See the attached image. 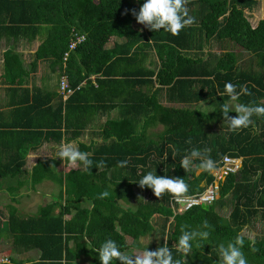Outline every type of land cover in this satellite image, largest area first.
<instances>
[{
  "label": "trees",
  "instance_id": "16d2710c",
  "mask_svg": "<svg viewBox=\"0 0 264 264\" xmlns=\"http://www.w3.org/2000/svg\"><path fill=\"white\" fill-rule=\"evenodd\" d=\"M144 2L0 0V45L41 39L30 67L21 52L7 48L0 74V88L9 97L3 102L7 107L0 109V191L10 197L5 211L0 210V239L10 238L19 253L39 251L37 259L9 256V264H73L82 256L85 264H102L96 250L107 239L128 253L147 247L154 251L166 242L174 260L220 264L219 244L226 246L237 235L244 238L248 264H264V117L253 115V125L233 132L220 111L229 97L219 95L231 82L237 92L241 85L251 92L240 95L239 103H264V0H189L195 23L179 35L136 26L131 10L138 12ZM73 31L85 39L63 62ZM113 36L125 40L108 49L105 44ZM227 43L246 51L248 61L240 63L238 51L227 49ZM150 52L157 57L156 67L144 68ZM39 61L58 76L67 75L74 90L66 99L53 88L23 85L24 75ZM18 93L21 98L14 97ZM203 101L212 109L200 108ZM114 109L118 114L109 115L90 140L81 139L96 113ZM159 125L162 128L154 131ZM51 139L57 144L78 141L77 147L89 153L92 168L85 171L78 164L60 176L62 159L56 154L31 163L29 151ZM193 148L210 150L217 167L225 154L242 157V164L220 182L210 204H196L174 215L170 193L157 198L138 181L151 171L184 179L186 195L201 193L215 176L201 170L198 159L188 171L182 167V157ZM100 160L105 166L98 169ZM119 161H127V166L117 167ZM44 180L56 183L54 200L35 213L12 203L21 190L35 189ZM104 191L109 196L98 198ZM256 223L263 231L253 239L246 230ZM182 225L209 232L207 240L199 241L201 247L192 242L186 257L174 246ZM144 237L151 241L146 243ZM252 240L256 252L251 251Z\"/></svg>",
  "mask_w": 264,
  "mask_h": 264
},
{
  "label": "clouds",
  "instance_id": "9594fccd",
  "mask_svg": "<svg viewBox=\"0 0 264 264\" xmlns=\"http://www.w3.org/2000/svg\"><path fill=\"white\" fill-rule=\"evenodd\" d=\"M189 0H145L137 12L132 9V14L135 16L139 24L145 25L150 30L160 31L163 29L172 35H179L180 31L192 26L195 23V17L189 15L187 8ZM237 86L231 82H226L224 85V92L219 93L220 96L227 95L229 100L224 102L220 111L223 113L224 120L228 122L229 130L237 132L241 129H246L253 125L252 116L264 117V103L256 105L253 102L251 105H244L239 103L240 95H251L247 86L241 85L240 91L237 92ZM231 111L238 113L237 116H229ZM191 143V140L187 141ZM210 150L205 149L203 152L193 148L188 155L181 159V165L187 171L192 166L194 159L201 161L199 168L203 171L212 173L217 165L216 162L208 154ZM178 153L173 152L175 157ZM167 154L165 159H167ZM56 157L61 158L63 161L69 162L73 167L78 164L83 165V170L88 171L93 166V161L89 159V153L81 151L72 142H62L58 146ZM105 166V161L100 160L96 163L95 167L98 169ZM127 166V161H119L117 167ZM259 175V174H258ZM140 187L151 188L157 198L163 197L167 192L170 193L178 202L182 201L187 192L188 185L184 179L173 178L166 175H156L149 171L147 174L138 181ZM109 196L108 191L99 194L100 199ZM203 227H208V222L204 221ZM188 225L181 226V235L178 242L174 244L178 253L186 257L192 251L193 241H197L196 247L202 245L199 243L201 240H207L209 232L187 230ZM167 239V237H165ZM87 242V236L84 237ZM244 238L242 235H237L234 241H230L226 246L221 243L218 246L220 264H248V261L242 251L244 247ZM102 264H112L113 261L119 260L122 264H184L182 259L173 258L172 249L168 247L165 242L163 246L158 247L154 251L148 250V247L143 251H132L131 253L121 251L120 246L113 239H107L96 250ZM251 251L256 252L258 249L255 247V240H252ZM3 264H9L7 260Z\"/></svg>",
  "mask_w": 264,
  "mask_h": 264
},
{
  "label": "crops",
  "instance_id": "0c3cea01",
  "mask_svg": "<svg viewBox=\"0 0 264 264\" xmlns=\"http://www.w3.org/2000/svg\"><path fill=\"white\" fill-rule=\"evenodd\" d=\"M35 40L37 41V40H39V42H40V38L39 37H37L36 39H34V40H32V41H28V40H25V39H21V40H19L18 42H17V49H18V47L20 46V45H22V43H20V42H22V41H26L25 42V47H27V48H29L30 46L32 47L33 46V44H34V42H35ZM125 40V38L124 37H116L115 36V40H114V42H113V44H112V46L114 45V43L115 42H123ZM39 42L38 43H36V45L34 46V49L29 53V54H27L28 56L27 57H24L23 59H24V64H25V66L26 67H30L29 66V63H30V61H31V58H32V54L34 53V51L36 50V48H37V46H38V44H39ZM107 44V43H106ZM106 44H105V47L106 48H108V49H110V48H112V46L110 45V46H106ZM222 45L224 44V42L223 43H221ZM228 44V43H227ZM222 45H220V44H217L215 47L217 48V49H221L222 48ZM9 47H14V49L16 48V43L15 44H13V45H11V46H9V42H5V41H2V43H1V45H0V74H1V71H2V62H3V57H4V51L7 49V48H9ZM224 47V46H223ZM226 47V46H225ZM19 52H21L22 53V51H20V50H18ZM24 56V55H23ZM156 62H157V57L152 53V52H150V55L149 56H147V58H146V60L144 61V63H143V67L144 68H155L156 67ZM35 73H38L39 74V77L38 78H32V77H34V75H35ZM94 76L95 75H91L90 77L94 80ZM60 76H58V71H53V69H52V67H50V66H48V64L45 62V61H39V63H38V66H37V68L36 69H32L31 70V72L28 74V75H24V77L23 78H25V81H24V83H23V85L24 86H28V87H32V85H38V86H40V87H42L43 89H56L57 91H59V81H58V83L56 82L57 81V79L56 78H59ZM82 83H84V81L82 82ZM81 83V84H82ZM0 90H2V95L0 96V109L2 108V106H6V105H4L3 104V102L5 101V100H8L9 99V97L7 96V92H4V90L3 89H1L0 88ZM60 92V91H59ZM14 97H16V98H21V95L18 93L16 96H14ZM7 107V106H6ZM9 108H11V107H9ZM118 114V110H116V109H114V110H112V111H110V112H108V113H96L95 114V116H94V118L88 123V125H87V127L84 129V131L85 130H87L89 127H93L92 128V130H93V136H94V132H96V131H98L99 129H101V127H102V124L104 123V121L106 120V118L109 116V115H113V116H116ZM100 117H105V119H104V121L102 122V124H100V127L99 128H95L96 127V125H97V121L100 119ZM83 134H84V132L82 133V136H83ZM81 136V137H82ZM93 136H91L90 138H89V140L93 137ZM80 139V138H79ZM83 140V139H82ZM76 140H72L71 142L72 143H74ZM84 141H88V140H84ZM62 143V142H61ZM76 143H77V145L76 146H78V141H76ZM60 144H57L56 143V141L55 140H48V141H44L36 150H31V151H29V153H28V155H27V157L29 158V161L31 162V163H34L35 161H36V159L38 158V157H46V156H51V155H55L56 153H57V150H58V146H59ZM65 163V162H67V161H63V160H61V163L58 165V168H59V166L62 164V163ZM71 168H75V167H71ZM70 169V168H69ZM68 169V170H69ZM68 170H59V174H60V176H63L64 175V173L66 172V171H68ZM52 183V181H50V180H44V181H42V183H39V186H40V188L42 189V192H44V194L45 195H49V194H51V193H53L54 191H53V189L51 190V189H49V192H46V191H44L43 189V186L44 185H46V183ZM54 183V182H53ZM54 186V185H53ZM38 187V186H37ZM37 187L35 188V189H31V190H28V189H24V190H22V196H23V199H26V201L28 202V201H31V202H33L34 201V198L35 199H38V196H40V195H42V194H40V192H39V190H37ZM51 191H53V192H51ZM1 193L3 192L4 194H7L4 190L3 191H0ZM51 192V193H50ZM21 196V197H22ZM4 197V196H3ZM21 197L19 198V202L18 203H20V199H21ZM3 200H5V197L3 198ZM17 202V201H16ZM46 202V201H45ZM44 202V203H45ZM49 202V201H48ZM6 205V204H5ZM18 206V205H17ZM40 205L38 204V202H37V209H38V207H39ZM2 206L0 205V208H1ZM19 207V206H18ZM31 251H35L36 252V257H34V258H32V257H27V259H23L24 261L25 260H28V259H37L38 258V256H39V251L38 250H30V251H28V252H31ZM10 256V255H9ZM15 256V255H14ZM87 262V258L86 257H84V256H82V257H80L78 260H76L75 262H73V264H85Z\"/></svg>",
  "mask_w": 264,
  "mask_h": 264
},
{
  "label": "rangeland",
  "instance_id": "374dc122",
  "mask_svg": "<svg viewBox=\"0 0 264 264\" xmlns=\"http://www.w3.org/2000/svg\"><path fill=\"white\" fill-rule=\"evenodd\" d=\"M261 9H262V13L264 14V2L262 3ZM138 24L139 23L137 22L135 25L138 26ZM114 40H115V37L114 36L111 37L109 39L108 43L106 44V46H110V45L112 46ZM25 42L26 41L20 42V43H22V45H20L18 47V49H17V45L18 44L16 43V48H15L16 50L22 51V56L24 55L23 58L28 56L27 54H29L34 49V46L36 45V43L39 42V40H37V41L35 40L33 46L32 47L30 46L29 48L25 47ZM226 48L227 49H236L235 46L232 43L226 44ZM236 50L238 51V58H239L240 63L247 62L248 59H249V57H250V55L246 51H244V50H242L240 48H238ZM38 77H39V74L38 73H35L34 77H32V78H35L36 79ZM1 93H2V90H0V96L2 95ZM199 106H200V108H202V109H204L206 111H209V110L212 109V105H210L207 101L200 102ZM104 119H105V117H100V119L97 121V125L95 127L96 129L100 127V124H102V122L104 121ZM92 128L93 127H89L87 130H85L83 136L81 137V139H83V140H89V138L91 136H93V133H92L93 130H92ZM161 128H162V126L159 125V126L153 128V130L154 131H158ZM74 144L77 145L76 141L74 142ZM71 167H73V166L69 162H65V163L63 162L59 166L58 169L64 171V170H68ZM199 172H200V169H198L196 171V173H199ZM40 186H39V184L36 185L37 190H39L40 194H42V195L38 196V199H35L34 198V201L33 202H31V201H28L27 202L26 199H23V196L22 195H18L17 196V202H12V201L11 202L14 205H16V206L18 205L19 208L22 211H24V212H32V213H35L37 211V202H38L39 205H42V204H44L45 201L46 202H48V201L50 202V201L54 200V196L56 195V191H58V187H57V185H56L55 182L54 183L53 182L52 183H49L48 182V183H46V185L43 186V188H44L43 190L46 191V192H49V189H51V188L53 189L54 188L53 189L54 192L51 191L53 193L50 192L51 194H49V195H45L44 192H42V189L40 188ZM1 191H3V190H1ZM20 192H22V190ZM3 196L5 197V200H3V198H4ZM20 197H21L20 203H18ZM9 203H10V197L7 194H4L3 192L2 193L0 192V205L2 206V208H4L3 206L5 204H9ZM2 208H0V210H2ZM3 211H5V208L3 209ZM262 231H263L262 228L256 223L254 227L252 226V227H250V228H248L246 230V234L248 233V235L251 238L254 239V238H256V236L262 234ZM144 238L145 239H143V240L146 243L151 241L150 240L151 238H147V237H144ZM34 250H36V249H34ZM143 250L144 249H133V251H143ZM9 255L10 256H14L15 255L16 258L18 257V258H20L22 260L23 259H27V257L34 258V257L37 256L35 251L19 253L17 250L12 249V243H11V239L10 238L9 239L1 238L0 239V261L7 260L8 257H9Z\"/></svg>",
  "mask_w": 264,
  "mask_h": 264
},
{
  "label": "built area",
  "instance_id": "2783aa9c",
  "mask_svg": "<svg viewBox=\"0 0 264 264\" xmlns=\"http://www.w3.org/2000/svg\"><path fill=\"white\" fill-rule=\"evenodd\" d=\"M84 39V34L73 31L68 49L63 54V62L69 59L74 48ZM73 90L74 89L69 85L67 75H61L59 80V91L63 94V98L66 99ZM241 164L242 157L225 154L220 165L212 172L215 176L214 181L210 183L204 191L198 194L186 195L185 198L179 202L173 196L171 197L169 206L173 210L174 215L176 213H182L196 204H210L218 196L220 182L223 181L230 172H236ZM174 215L171 218H173Z\"/></svg>",
  "mask_w": 264,
  "mask_h": 264
}]
</instances>
